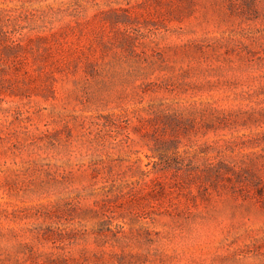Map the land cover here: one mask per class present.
Masks as SVG:
<instances>
[{
  "label": "rangeland",
  "instance_id": "1",
  "mask_svg": "<svg viewBox=\"0 0 264 264\" xmlns=\"http://www.w3.org/2000/svg\"><path fill=\"white\" fill-rule=\"evenodd\" d=\"M0 264H264V0H0Z\"/></svg>",
  "mask_w": 264,
  "mask_h": 264
}]
</instances>
